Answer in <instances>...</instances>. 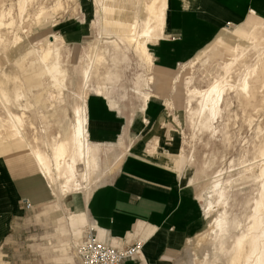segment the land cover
Instances as JSON below:
<instances>
[{"label": "rangeland", "instance_id": "374dc122", "mask_svg": "<svg viewBox=\"0 0 264 264\" xmlns=\"http://www.w3.org/2000/svg\"><path fill=\"white\" fill-rule=\"evenodd\" d=\"M5 1L7 2L5 3L7 7L11 6L12 9L11 17L8 19L10 20L12 18L15 24L13 28L1 29L8 43L1 46L0 49L2 54L5 52L6 58V61L0 62V65H2L0 73L6 71L5 73L11 76L13 66H15L14 63L16 62V65L18 64L16 73L22 77V80L24 76H29L33 73L36 76L39 75L40 79L38 81L23 80L21 82L45 83L42 94L46 99H50L51 102L52 99L50 96L56 93V88L51 86L52 83L44 74L43 69L37 68L33 65V62L25 64L23 69L21 67L19 68V66L23 56L26 54L27 47L30 46L29 43L34 38V34L42 35L38 41L44 45L48 39L53 40V37H49L47 34L48 30H52V34L56 36L57 42L61 43L62 37L66 40L62 48V60L67 64L70 70L69 73L74 76L76 82H67L64 89L69 102H73L75 99L77 100L78 94L74 91L81 88V82L77 81V74H79L80 69L79 67L77 70L74 69V61L80 56L87 54V51H89L91 45L96 40L99 28L95 23L98 16L97 13H94L92 0H60L62 8L59 11L51 7L58 0H34L28 5L21 17H19V12L16 8V0ZM38 6H45L46 8V12L40 19L41 23L39 26L35 19V15L40 8ZM65 21L82 24L86 30L84 35L74 37L72 34L58 32L59 24ZM247 22L248 18H244L239 22L226 25L223 30L221 29L222 31L217 37L201 49L194 58L184 63V65L180 64L168 72L154 69V66L149 69L145 63L139 60L132 48L126 43L119 42L120 45L117 48L119 50H117L111 43L98 39L99 52L104 53L108 64H112L109 59L113 55L119 58H117L115 67L119 77L118 81L113 84L111 91L117 103L116 108L127 116V121L130 119L133 121L136 114L140 113L142 103L141 92H147V90H141L140 92L137 90L135 83L140 74L144 78L147 75H154L156 77L157 81L154 84V89L158 95L154 96H161L164 102L169 96L174 97L176 108L169 110L166 108L167 106L165 107L166 117L163 129L166 137H164L165 140L161 141L162 143L158 146L156 155L161 156L166 162L178 170L182 181L194 189L203 209L202 217L196 222L192 233L188 236L190 243L187 241L186 250L183 251L184 254L182 253L180 255L177 264H225L227 261V251L232 244L235 232L247 227L250 221L249 216L253 209L255 198L257 197L259 178H247L249 174L243 169V166L253 162L255 172L258 173V168L261 163L259 162L260 156L256 152L264 138V20ZM238 30H242L246 34L252 33L253 36H244L240 37V39L237 35ZM15 34L21 36L23 45L17 47L19 49L15 50V53L10 54L11 48H8V44ZM236 46H238L237 51ZM3 47H7L4 48L6 50H3ZM227 62H233L229 73H225L223 70V65ZM253 68L254 71H251ZM250 71L251 73H249ZM104 72V67L96 66L94 68L92 83L102 81ZM244 73H249L248 95L241 94L239 90V84L245 76ZM176 75L179 76V81L176 84L177 92L176 94L173 92L170 95L168 81ZM190 77L192 87L205 88L208 84L221 78L233 86L226 91L224 96V110L222 111V116L218 118L220 120H217L215 123L218 130L214 136H210L208 132H202L197 129L193 130L188 120L185 104H176L175 97L179 101H183L185 98L184 82ZM10 82L14 87L21 83L12 79ZM10 82H8V85ZM2 83L3 90L7 91L4 89L6 85L3 81ZM70 87L73 89H69ZM93 88L90 84L88 88L90 90L89 92H93L91 91ZM21 91H24V95L26 94V102H29V97L35 96L34 93L40 92L30 89L19 90L18 88L10 92L15 94V92ZM192 103L194 107L197 106L196 101ZM29 108L30 106L26 109L28 110ZM8 109L17 114L23 112L25 116L28 113L23 111L24 106L9 105ZM39 112L46 114V111L42 112L41 110ZM66 112V115L71 119L70 106L67 107ZM139 115L142 116L141 113ZM250 118L251 122L249 121ZM7 119L5 112L0 108V135L8 139L11 128L8 125ZM129 122L131 123V121ZM34 123L37 127L40 124H47L46 122L40 123L39 121H34ZM29 124L26 121L24 125L27 138H31L33 134V130L29 128L31 127ZM59 127V123L53 122L50 126L42 129L43 131L46 130L45 134L47 138L54 134ZM192 132L195 133L193 134ZM100 143L103 148L102 162L91 178L90 188H94L98 184L108 181L113 176L126 150L130 146L131 138L126 140L125 134H123L117 142ZM18 150L22 151L21 149ZM167 151L170 152V155L167 154ZM179 152L183 154L181 157L179 156ZM191 176L196 177L191 180ZM224 181L230 185L226 188L227 200L223 206L224 208H222L217 193L214 191V186L220 182L226 184ZM209 197L213 198V208L210 213L206 211L208 208L207 199ZM223 209L227 219L237 221L239 224L235 230L230 229L228 234L218 233L215 227V221L219 215V211L221 212ZM58 211L59 207L55 199L45 206L38 205L29 209L25 218L28 226L19 240L21 248L18 250L4 249L7 254L4 258L11 257V259H15L14 257L17 255L18 261H23L26 253H28L33 258V264L41 263V256L46 261L48 258L46 249L44 248L50 243L55 242V238L48 236V234L51 232L56 233L57 227H54L57 223L56 218H60L63 214L68 217L73 211V206L62 203L63 214H58ZM93 226L94 224L91 221L89 224L86 221L84 229L86 231L89 227L87 229L89 231ZM200 242L202 247L198 250L194 259L191 255L193 247ZM50 254L52 256V253ZM76 256L77 254L74 256L75 261ZM51 260L55 262L53 259ZM51 260L48 259V262L53 264Z\"/></svg>", "mask_w": 264, "mask_h": 264}, {"label": "crops", "instance_id": "0c3cea01", "mask_svg": "<svg viewBox=\"0 0 264 264\" xmlns=\"http://www.w3.org/2000/svg\"><path fill=\"white\" fill-rule=\"evenodd\" d=\"M1 2L7 3L5 0ZM166 5L164 30L155 42L148 43V48L154 69L167 72L194 58L226 25L244 18H248L247 23L264 20V0H166ZM57 30L74 37L83 36L86 31L82 24L69 21L60 23ZM14 64L15 69L18 65ZM5 85L4 89L10 96V91L17 88L40 91L28 98L32 105L29 104L28 110L24 109L28 112L26 121L55 122L61 127L64 115L55 119L48 115L50 99L42 94L45 83L22 82L15 87L11 83ZM24 100L20 102L23 104ZM108 103L103 95L88 93V138L95 142H117L125 134L126 140L131 138V143L113 176L89 188L88 193L63 195L52 189L45 175L38 170L30 151L37 148L34 137L52 139L60 127L47 138L46 130L36 132L31 127V138H27L25 130L23 140V137L12 138L11 133L8 139L0 135V264H33V258L28 253L23 261H18L17 255L15 259L4 258L7 255L4 249L21 248L19 240L28 226L25 218L29 209L24 207L25 199L32 203V207L45 206L55 199L58 214H63L62 203L73 206L68 217L63 214L56 218V233L48 234L55 238V242L44 249L47 258L55 261L51 260L53 264H79V259L76 256L75 261L74 256L76 246L84 236L86 221L94 224L100 239L111 244L144 238L141 252L124 258L121 264L178 263L190 241L188 236L202 217L203 209L194 189L182 181L178 170L156 155V139H159V146L166 137L163 129L165 102L161 96H150L142 117L136 115L130 125L127 116ZM41 110L46 111L44 118L39 114ZM40 125L46 127L45 124ZM39 148L49 152L48 142ZM167 154L170 155V152L167 151ZM201 247V242L193 247L191 255L194 259ZM48 259L45 261L41 256L39 264H50Z\"/></svg>", "mask_w": 264, "mask_h": 264}, {"label": "bare ground", "instance_id": "6f19581e", "mask_svg": "<svg viewBox=\"0 0 264 264\" xmlns=\"http://www.w3.org/2000/svg\"><path fill=\"white\" fill-rule=\"evenodd\" d=\"M32 1L34 0H16V8L19 12V17H21ZM92 2L94 13H97L98 16L95 23L99 28L96 40L91 45L89 51H87V54L80 56L74 61V69L77 70L78 67L80 69L79 74H77V81L81 82L82 87V89L74 91L78 94L77 100L75 99L73 102L67 100L64 88L67 82L76 81L74 80V76L69 73L70 70L67 64L62 60V48L64 47L63 44L65 45L66 42H64L63 38L61 39V43L57 42V38L52 34V30H48L47 34L49 37H53V40L48 39L44 45L38 41L42 35L34 34V38L29 43L30 46L27 47L26 54L23 56L19 66V68L21 67L23 69L25 64L33 62V65L37 68L43 69L44 74L52 83L51 86L56 88V93L50 96L52 101L49 103L48 115L51 119H55L59 115H64L59 132L56 133L52 139H42L35 136L33 140L37 144V148L30 151L37 162V166L39 167L38 170L48 178L51 188L63 195H68L72 192L80 193L83 191H87L88 193L91 178L102 162L103 148L101 147V143L90 140L87 132L88 119L86 113V98L90 91L88 90L90 84L94 87L91 91L103 95L107 98L108 104L117 107L111 89L113 84L118 81L119 77L118 71L115 69L118 57L113 55L111 59H109L112 64H108L104 53L99 52L98 39L111 43L115 49L119 47V42L126 43L132 48L139 60L145 63L150 69V67H153V59L149 52L148 43L152 41L155 42L165 27L164 17L165 7L167 6L166 0H92ZM51 7L59 11V9L62 8V4L60 0H58ZM45 9V6H41L35 15L38 26L41 23L40 19L46 12ZM11 13V6L7 7L4 2H1L0 49L1 46L8 43L1 29L13 28L15 24L12 18L10 20L8 19L11 17ZM237 35L239 38L253 36L252 33L246 34L242 30H238ZM8 45V48L10 47L11 51L14 52L19 49L17 47L23 45V40L21 36L15 34ZM4 48L7 47H3V50H6ZM237 50L238 46H236V51ZM4 60L6 61V58L2 52H0V62H4ZM232 64L233 62H227L223 65L225 73L230 72ZM96 66L104 67L105 72L102 81L92 83L94 68ZM1 67L2 65H0V70ZM17 69L18 66H16L15 69L13 68V74L11 73V76L5 73L6 71L0 73V107L7 114V122L11 128L12 138L23 137L26 116L23 112L19 114L11 112L8 106L12 104L18 107L24 106V109H26L32 104L26 102V100H24L25 103L23 104L20 102L25 99L26 94L24 95V91L15 92V94L11 93L12 95L10 96L7 91L3 90L2 81L5 84L10 82L11 79L16 82H21L23 80L38 81L40 79L39 75L36 76L33 73L29 76H24L22 80V77L16 73ZM251 71H254V68ZM251 71L249 73H251ZM249 73H244L245 76L239 84L241 94H249ZM178 77L179 76L176 75L168 81L170 95L173 92L174 94L177 92L176 84L179 81ZM156 81L157 79L154 75H147L146 78H144V76L140 74L137 77V82L135 84L138 92L147 90V92H141L142 103L139 111L141 114L144 111L143 109L149 97L151 95H158L154 89ZM184 83L185 98L183 101H179L178 98L175 97L176 104H185L188 120L193 130L197 129L202 132H208L210 136H214L218 130L215 123L218 118L222 116V111L224 110V96L226 91L233 86L223 78L215 80L205 88L192 87L191 77L187 78ZM193 101L197 102L196 107L193 106ZM165 105L169 110L176 108L174 97L169 96V98L165 100ZM68 106L71 107V119L66 115ZM40 114L42 117L44 116L42 113ZM128 121L132 122V119ZM249 121L251 122V118ZM29 123V126L36 132L43 131L42 128H45L42 126L37 127L30 121ZM50 124L51 122H47L46 127L50 126ZM23 139L24 137L22 140ZM46 142H48L49 152L39 148L40 145L43 146ZM158 142L159 139L157 138L154 149L158 148ZM256 153L260 156L259 162H261L258 173L255 172V165L252 161H250L252 163L244 165L243 169L249 174L247 178H259L257 197L255 198L247 227L235 232L232 244L227 251V261L225 264H264V138ZM182 155V152H179V156L181 157ZM195 177L191 176V180ZM221 182L214 186V191L217 193L222 208H224L223 206L226 204L227 200L226 188L230 184L228 185L226 181H224V183L227 185ZM212 204L213 198L209 197L207 199L208 208L206 210L208 213L212 211ZM237 225H239L237 221H230L229 218L227 219L224 209L221 212L219 211V215L215 221V227L218 233L228 234L230 229L235 230ZM87 229L85 235L87 234Z\"/></svg>", "mask_w": 264, "mask_h": 264}, {"label": "built area", "instance_id": "2783aa9c", "mask_svg": "<svg viewBox=\"0 0 264 264\" xmlns=\"http://www.w3.org/2000/svg\"><path fill=\"white\" fill-rule=\"evenodd\" d=\"M24 207L32 209V203L25 199ZM143 244V237L128 243L111 244L100 239L93 226L77 244L76 254L79 264H121L124 258L139 254Z\"/></svg>", "mask_w": 264, "mask_h": 264}]
</instances>
